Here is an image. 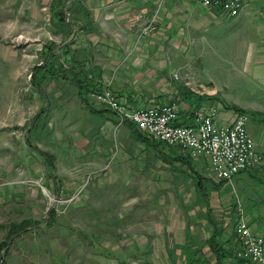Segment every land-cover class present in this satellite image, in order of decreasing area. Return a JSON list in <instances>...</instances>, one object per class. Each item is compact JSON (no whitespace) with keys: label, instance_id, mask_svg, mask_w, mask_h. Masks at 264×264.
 Returning <instances> with one entry per match:
<instances>
[{"label":"rangeland","instance_id":"obj_1","mask_svg":"<svg viewBox=\"0 0 264 264\" xmlns=\"http://www.w3.org/2000/svg\"><path fill=\"white\" fill-rule=\"evenodd\" d=\"M4 2L0 0V264H221L209 239L215 236L213 244L221 250L229 245L225 235H232L238 214L253 232L264 235V171L243 172L218 189L207 166L182 152L186 158L180 159L187 163L167 161L165 177L153 182V198L152 193L121 197L122 185H100L96 174L83 173L79 164L68 167L82 172L83 181L74 193L62 192L59 177L52 188V180L35 176V150L26 139L33 147L36 132L47 130L52 146H58L55 138L63 113L80 109L77 85L71 80L78 74L65 61L66 34L54 35L48 16L33 17L24 14V7L18 12V7ZM53 43L59 48L49 55L47 48ZM215 88L222 104L239 108V93L231 85ZM239 109L249 117L248 132L263 140L264 106ZM39 160L43 158L38 154ZM156 163L150 159L151 170ZM193 170L204 177L209 201L197 190ZM28 220L31 227L10 231L11 225Z\"/></svg>","mask_w":264,"mask_h":264},{"label":"crops","instance_id":"obj_2","mask_svg":"<svg viewBox=\"0 0 264 264\" xmlns=\"http://www.w3.org/2000/svg\"><path fill=\"white\" fill-rule=\"evenodd\" d=\"M4 3L14 9L18 7V12L24 7V14L33 17L45 14L54 35L66 34L62 49L69 68L78 74L71 80L77 85L80 109L73 113L76 108L71 107V113H63L60 134L55 138L59 147L52 146L47 130L36 132L37 145L32 147L28 139L26 144L35 150L33 158L37 160L38 154L43 158L33 162L35 176L46 182L52 180L48 185L52 188L59 177L62 192L67 190V194L74 193L83 181L82 172L91 171L89 174H96L100 185H122L120 188L125 191L121 197L152 195L153 198L156 193L153 182L165 177L167 161L181 165L186 158L178 148L166 147L162 151V144L138 137L134 126L120 125L111 111L94 109L85 98L94 85L110 88L131 109L176 103L180 108L179 123L185 125L193 123L198 108L211 105L219 110V124L235 119L237 111L228 109L227 103L222 104L215 88L223 83L239 93L237 107L260 110L264 106V0H244V8L236 18L206 8L199 0H6ZM61 12L65 21L59 15ZM150 23L155 30L143 34L142 29ZM56 48L59 46L53 43L47 48L48 54L53 55ZM188 83L201 90L195 91ZM250 102L254 103L249 105ZM249 135L257 152L264 157V139L250 132ZM151 158L157 161L154 170L150 168ZM192 160L205 164L210 171L206 159ZM78 164L82 172L73 173L68 168ZM255 171L263 172L264 168ZM33 192L37 198L39 193L34 189ZM134 223L135 220L129 225ZM225 237L230 246L223 250H233L234 236L228 232ZM223 250L220 249L221 263Z\"/></svg>","mask_w":264,"mask_h":264},{"label":"built area","instance_id":"obj_3","mask_svg":"<svg viewBox=\"0 0 264 264\" xmlns=\"http://www.w3.org/2000/svg\"><path fill=\"white\" fill-rule=\"evenodd\" d=\"M209 9L219 11L228 18H236L244 8V0H199ZM155 30L153 23L142 29L143 34ZM87 97L93 108L111 111L118 123H129L146 139L178 148L192 159H206L215 182H232L239 174L264 165L255 142L249 135V117L237 112L231 123H218L216 106L200 107L190 125L179 124L180 108L176 103L158 107L128 108L115 97L108 87H94ZM237 247L234 256L224 264H264V235L251 230L248 221L239 218L232 233Z\"/></svg>","mask_w":264,"mask_h":264},{"label":"trees","instance_id":"obj_4","mask_svg":"<svg viewBox=\"0 0 264 264\" xmlns=\"http://www.w3.org/2000/svg\"><path fill=\"white\" fill-rule=\"evenodd\" d=\"M59 15L60 16L63 15L62 16V20H64V21L66 20V16H65V14L63 12H61ZM81 99L83 100L82 97H81ZM235 111H237V112H245V111H242L239 108H236ZM179 124H181V123H179ZM139 136L141 137V135H139ZM47 157H48L49 161L52 163L51 157L50 156H47ZM184 162L187 163V161H184ZM192 172H193L192 174L194 175L195 179L196 180L198 179L197 180V182H198L197 183V190L199 191L201 196L204 197L207 200L208 199V194H207V191H206V188H205L206 186L204 184V180H205L204 177L202 175H200V173L195 171V170H193ZM216 184H217V186L219 188L220 186H222L224 184V182L216 183ZM52 214L53 215L55 214L54 210L52 211ZM23 223L25 225H22V224H19V225L18 224H13V225H11L10 231L14 230V231L18 232V231H21V230H26L27 227H31L32 226V222L30 220L24 221ZM214 241H215V236H214L213 239H211V238L209 239L210 248L213 251V253L216 255L217 262H220L221 258H222V255L220 253V249L216 245L213 244ZM1 250H2V248H0V262L2 261ZM5 255H8V253H6Z\"/></svg>","mask_w":264,"mask_h":264},{"label":"bare ground","instance_id":"obj_5","mask_svg":"<svg viewBox=\"0 0 264 264\" xmlns=\"http://www.w3.org/2000/svg\"><path fill=\"white\" fill-rule=\"evenodd\" d=\"M234 241H235L236 246L233 248V250H232V249H231V250H230V249L226 250V251H229V252H228V254H227V253L224 254L223 259H222V263H221V264H224V261H225L226 259H230V258H232V257L234 256V252H235L236 247H237L236 239H234Z\"/></svg>","mask_w":264,"mask_h":264},{"label":"water","instance_id":"obj_6","mask_svg":"<svg viewBox=\"0 0 264 264\" xmlns=\"http://www.w3.org/2000/svg\"><path fill=\"white\" fill-rule=\"evenodd\" d=\"M4 255V253H2Z\"/></svg>","mask_w":264,"mask_h":264}]
</instances>
